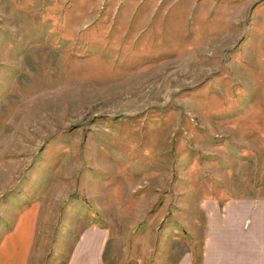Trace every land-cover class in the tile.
I'll return each mask as SVG.
<instances>
[{
  "label": "rangeland",
  "instance_id": "1",
  "mask_svg": "<svg viewBox=\"0 0 264 264\" xmlns=\"http://www.w3.org/2000/svg\"><path fill=\"white\" fill-rule=\"evenodd\" d=\"M234 198L264 199V0H0V264H199L192 211Z\"/></svg>",
  "mask_w": 264,
  "mask_h": 264
},
{
  "label": "crops",
  "instance_id": "2",
  "mask_svg": "<svg viewBox=\"0 0 264 264\" xmlns=\"http://www.w3.org/2000/svg\"><path fill=\"white\" fill-rule=\"evenodd\" d=\"M194 210L193 225L202 233L199 264H264V199L204 201ZM76 264H102V257L79 258ZM172 264H192V256Z\"/></svg>",
  "mask_w": 264,
  "mask_h": 264
}]
</instances>
